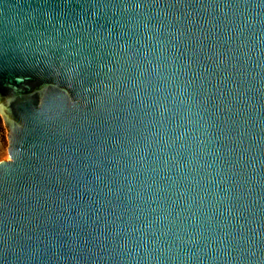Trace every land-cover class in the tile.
<instances>
[{
  "label": "water",
  "instance_id": "95a60500",
  "mask_svg": "<svg viewBox=\"0 0 264 264\" xmlns=\"http://www.w3.org/2000/svg\"><path fill=\"white\" fill-rule=\"evenodd\" d=\"M0 264H264V0H0Z\"/></svg>",
  "mask_w": 264,
  "mask_h": 264
},
{
  "label": "rangeland",
  "instance_id": "374dc122",
  "mask_svg": "<svg viewBox=\"0 0 264 264\" xmlns=\"http://www.w3.org/2000/svg\"><path fill=\"white\" fill-rule=\"evenodd\" d=\"M8 146V129L0 116V161L9 160Z\"/></svg>",
  "mask_w": 264,
  "mask_h": 264
}]
</instances>
